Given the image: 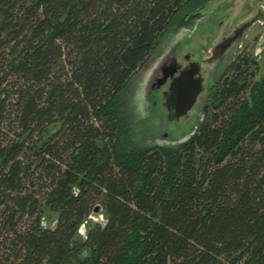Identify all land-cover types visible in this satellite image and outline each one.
Here are the masks:
<instances>
[{
    "label": "trees",
    "instance_id": "trees-1",
    "mask_svg": "<svg viewBox=\"0 0 264 264\" xmlns=\"http://www.w3.org/2000/svg\"><path fill=\"white\" fill-rule=\"evenodd\" d=\"M207 2L0 0V264H264L253 55L186 140L122 148L130 82Z\"/></svg>",
    "mask_w": 264,
    "mask_h": 264
},
{
    "label": "rangeland",
    "instance_id": "rangeland-1",
    "mask_svg": "<svg viewBox=\"0 0 264 264\" xmlns=\"http://www.w3.org/2000/svg\"><path fill=\"white\" fill-rule=\"evenodd\" d=\"M260 9L264 10V0H208L199 18L190 20L189 24L171 32L163 40L124 93L122 112L129 120L122 133V148L132 145L144 148L156 144L174 146L196 131L202 116L200 108L193 109L187 117L177 119L170 98H164V90H155L161 67L170 56L176 55L180 59L189 56L192 62H199L202 71H208L207 88L220 78L225 64L243 50L259 63L257 79L264 77V26L260 23L233 44L225 57V64L213 68L205 61L224 38L232 36Z\"/></svg>",
    "mask_w": 264,
    "mask_h": 264
},
{
    "label": "flooded vegetation",
    "instance_id": "flooded-vegetation-1",
    "mask_svg": "<svg viewBox=\"0 0 264 264\" xmlns=\"http://www.w3.org/2000/svg\"><path fill=\"white\" fill-rule=\"evenodd\" d=\"M262 9H260L254 16H257L259 12ZM235 32V31H234ZM234 33L232 34V36ZM242 38V36L237 40L239 41ZM236 41V42H237ZM235 44V43H234ZM231 49V48H230ZM230 49L222 54V56H218L211 52V57L207 60H205L208 64H212L213 68L217 65H222L223 63L225 64V57L228 55ZM214 50V49H213ZM243 54H246V51L243 50L241 51L236 57H234L230 62L226 63L223 69V72L233 63L235 62L239 57H241ZM204 61V60H202ZM204 61V62H205ZM195 73L196 75L194 77V80L200 81L201 82V92L199 93L196 104L193 109L200 108V111L202 112L203 108L209 101L210 95L212 93V90L216 83L212 85L211 88H207V77H208V71H202V67L199 62H192L191 58L189 56H185L182 59L178 58L176 55L170 56L167 60L166 63L163 64L161 67V74H159V79H157V84L155 90L159 92V90H164L162 91L164 98H170L171 92H170V87L172 84V80L178 76H180L182 73ZM210 72V71H209ZM222 72V73H223ZM173 108V107H172ZM175 109V108H174ZM192 109V110H193ZM191 110V111H192ZM170 112H172L170 110ZM175 113L177 111L175 110Z\"/></svg>",
    "mask_w": 264,
    "mask_h": 264
},
{
    "label": "water",
    "instance_id": "water-1",
    "mask_svg": "<svg viewBox=\"0 0 264 264\" xmlns=\"http://www.w3.org/2000/svg\"><path fill=\"white\" fill-rule=\"evenodd\" d=\"M260 23L264 26V10H261L257 16L250 19L238 28L233 36L224 38L218 44L213 53L222 56L244 33L248 32L255 24ZM195 73H182L180 76L172 80L170 87V104L177 111L176 118L187 117L196 104L197 97L201 92V82L194 80ZM99 211L96 210L95 214Z\"/></svg>",
    "mask_w": 264,
    "mask_h": 264
}]
</instances>
